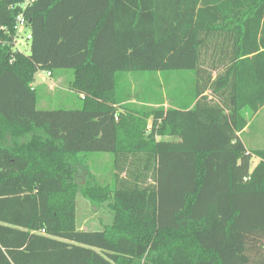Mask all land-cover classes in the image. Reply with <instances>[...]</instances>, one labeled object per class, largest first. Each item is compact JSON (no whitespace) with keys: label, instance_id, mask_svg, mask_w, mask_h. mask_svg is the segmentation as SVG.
<instances>
[{"label":"trees","instance_id":"obj_1","mask_svg":"<svg viewBox=\"0 0 264 264\" xmlns=\"http://www.w3.org/2000/svg\"><path fill=\"white\" fill-rule=\"evenodd\" d=\"M23 2L0 0V264H264V148L239 137L264 107V0H36L28 54ZM55 70L79 109H38ZM135 73L176 74L185 95L119 91ZM80 194L113 222L81 230Z\"/></svg>","mask_w":264,"mask_h":264},{"label":"rangeland","instance_id":"obj_2","mask_svg":"<svg viewBox=\"0 0 264 264\" xmlns=\"http://www.w3.org/2000/svg\"><path fill=\"white\" fill-rule=\"evenodd\" d=\"M23 52H30V44H24L20 47ZM46 71H39L35 78L34 86L37 89L39 110H57L67 109L74 110L81 107V100L70 90V84L74 78L73 70H55L51 78L46 77ZM119 91L129 89L128 81L131 82L134 94L141 93V96L163 95L173 93V84L166 83V75H156L148 73H135L133 75L121 74L118 76ZM140 78L139 81L137 80ZM147 90L145 93L142 91ZM255 145V144H253ZM258 147V146H257ZM90 174L95 176L96 182L104 186L112 184L114 181L113 155L95 153L88 157ZM259 159L253 157L251 169L253 170L258 164ZM82 176L88 180L89 173L82 172ZM77 221L78 227L83 230H102L106 225L113 222V214L109 204L99 203L96 200H90L80 194L77 200Z\"/></svg>","mask_w":264,"mask_h":264},{"label":"crops","instance_id":"obj_3","mask_svg":"<svg viewBox=\"0 0 264 264\" xmlns=\"http://www.w3.org/2000/svg\"><path fill=\"white\" fill-rule=\"evenodd\" d=\"M157 75L160 76V74H157ZM189 78H191V73L189 74ZM172 84H173L174 93L181 95L180 92L182 88L186 86V82L185 81L182 82L179 76L174 74ZM188 85H191V82H189ZM32 88H35L34 84ZM184 90L185 89L183 88L182 95H185ZM188 95L189 97H191L190 92L188 93ZM165 107L167 108L168 105H165ZM243 113H244L246 120L248 121V126L243 130L242 133L239 134V137L242 139L243 143L249 150L264 148V107H262L256 114H252L249 110H245Z\"/></svg>","mask_w":264,"mask_h":264},{"label":"built area","instance_id":"obj_4","mask_svg":"<svg viewBox=\"0 0 264 264\" xmlns=\"http://www.w3.org/2000/svg\"><path fill=\"white\" fill-rule=\"evenodd\" d=\"M35 1L36 0H25L22 4L12 6L14 9L20 8L16 18L15 34L13 35V47L16 51L23 52L20 48L21 45L31 44L32 34L26 11ZM46 77L51 78L52 74L49 72Z\"/></svg>","mask_w":264,"mask_h":264}]
</instances>
